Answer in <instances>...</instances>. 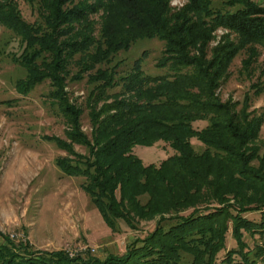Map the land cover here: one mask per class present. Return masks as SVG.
I'll return each mask as SVG.
<instances>
[{
  "label": "trees",
  "instance_id": "obj_1",
  "mask_svg": "<svg viewBox=\"0 0 264 264\" xmlns=\"http://www.w3.org/2000/svg\"><path fill=\"white\" fill-rule=\"evenodd\" d=\"M105 1L45 0L46 29L27 23L15 10L4 12L2 5L0 19L26 43L22 61L29 72L23 89L27 91L51 79L54 96L72 124L68 139L89 147V155L73 152L75 159L59 158L57 165L67 176L85 178L82 187L111 229L116 230L119 220L133 227L137 220L158 215L164 220V214L170 212L177 214V220L167 228L158 226L143 244L133 243L123 255L69 258L63 252H33L28 244H13L11 252L4 247L9 257L0 247V261L178 264L180 252L188 251L194 255L193 264H214L224 245L229 219L240 244L243 230L257 232L264 227V150L257 143L264 112L250 110L248 95L238 108V102L222 101L217 94L240 49L248 44H264V5L253 0H227L216 7L212 0H186L182 8L172 10L171 0ZM104 5L110 14L106 15L102 36L96 38L87 30V21ZM220 27L237 33L240 44L223 41L209 58L207 43ZM150 35L165 41L168 56L159 66H170L174 73L146 74L142 61L137 60L129 73L118 78L117 66L99 68L91 74V82L96 83L87 102L94 126L92 143L80 129L82 109L70 105L66 97L68 59L80 53L82 69L89 71L111 62L118 51L129 48L138 37ZM185 68L191 71L183 72ZM119 80L124 83L120 93L131 92V97L109 95L107 90ZM262 91L264 85L255 93ZM111 96L115 97L112 102L96 106ZM197 120H208V125L196 129L193 123ZM192 138L205 146L203 152L195 150ZM160 140L168 142L176 153L159 165L145 164L133 153L138 144L153 145ZM57 141L60 147L70 150V145ZM144 195L149 199L142 204L140 198ZM205 202L211 204L196 207ZM192 207L190 214H181ZM254 210L262 211L261 222L243 216ZM195 232L198 237H190ZM228 257L231 261L232 254Z\"/></svg>",
  "mask_w": 264,
  "mask_h": 264
},
{
  "label": "rangeland",
  "instance_id": "obj_2",
  "mask_svg": "<svg viewBox=\"0 0 264 264\" xmlns=\"http://www.w3.org/2000/svg\"><path fill=\"white\" fill-rule=\"evenodd\" d=\"M225 1L212 0V3L222 7ZM253 1L264 5V0ZM44 2L0 0V5L5 7L4 12L15 10L27 23L40 24L42 29H46ZM105 2L110 4L111 0ZM185 4L186 0L170 1L172 10H178ZM109 14V8L104 5L87 21V30H91L96 38L102 36L106 15ZM229 40L237 45L241 41L237 33L218 28L207 43L208 57L213 55L221 42ZM25 48L22 36L0 19V247L4 255L7 256L6 246L11 252L13 244H28L27 247L33 252H63L69 258L105 259L110 254H125L133 243L135 246L143 244V239L149 237L158 226L167 228L175 223L177 219L174 216L177 214L170 212L164 214V220L158 215L149 220H137L133 227L119 220L116 230L111 229L91 196L82 187L85 178L67 176L57 165L59 158L75 159L73 152L87 156L90 149L87 145L73 143L68 139L67 131L72 128V124L70 117L63 111V105L54 96L55 87L51 79L47 78L27 91L23 89L29 72L22 61ZM165 48V41L158 35L138 37L129 48L118 51L111 62L99 64L89 71L82 69L83 55L79 53L69 57L64 81L66 97L70 105L82 109L80 129L92 143L94 126L87 102L95 91L96 83L91 82L90 75L99 68L117 66L118 78L129 73L137 60L142 61V70L146 74L171 75L174 70L170 66H159L162 59L168 56ZM182 71L189 72L191 69L185 68ZM117 82L107 90L109 95L124 91V83L120 80ZM263 85L264 44H248L233 59L227 78L217 89V94L222 101L238 102V108L248 95L251 98L250 110L264 112V91L257 95L255 93ZM119 97H131V92ZM114 98L107 97L95 104L100 108ZM207 125L208 120L193 123V127L199 130ZM57 140L70 145L71 151L60 147ZM191 142L197 152L204 151L205 146L197 138H192ZM257 143L263 151L264 123ZM133 153L145 164L159 165L176 151L168 142L160 140L153 145L138 144L133 148ZM140 199L144 204L149 196L144 195ZM210 204L205 202L196 207ZM192 210L193 207L187 208L181 214H190ZM261 212L248 211L243 216L261 222ZM229 220L224 245L218 250L214 264H264V227L261 229L263 231L257 232L243 230V244H240L233 234V222ZM192 235L198 237L199 233L195 232L190 237ZM231 254L232 260L229 261L228 256ZM193 262L192 253L180 252L178 264ZM0 264L4 262L0 261Z\"/></svg>",
  "mask_w": 264,
  "mask_h": 264
}]
</instances>
